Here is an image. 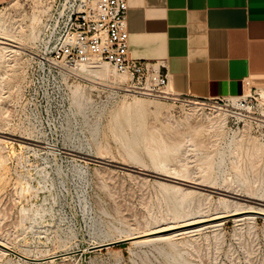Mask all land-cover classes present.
<instances>
[{"label": "rangeland", "instance_id": "374dc122", "mask_svg": "<svg viewBox=\"0 0 264 264\" xmlns=\"http://www.w3.org/2000/svg\"><path fill=\"white\" fill-rule=\"evenodd\" d=\"M40 1L0 7L16 29L0 39L21 47L0 63V264H264L263 215L176 248L95 247L233 202L264 211V99L243 117L159 89L151 72L120 82L96 65L43 64L53 42ZM194 115L214 121L180 133Z\"/></svg>", "mask_w": 264, "mask_h": 264}, {"label": "crops", "instance_id": "0c3cea01", "mask_svg": "<svg viewBox=\"0 0 264 264\" xmlns=\"http://www.w3.org/2000/svg\"><path fill=\"white\" fill-rule=\"evenodd\" d=\"M12 0H0V7ZM130 54L161 65L176 95L264 92V0H128Z\"/></svg>", "mask_w": 264, "mask_h": 264}, {"label": "built area", "instance_id": "2783aa9c", "mask_svg": "<svg viewBox=\"0 0 264 264\" xmlns=\"http://www.w3.org/2000/svg\"><path fill=\"white\" fill-rule=\"evenodd\" d=\"M41 1L44 4L40 10L45 30L43 39L49 37L53 42L51 49L41 58L43 64L65 63L76 67L106 62L133 78L151 72L156 87L168 86V76L162 73L160 64L141 62L130 54L128 0ZM258 98L264 99L262 90L241 97L207 101L244 117V112H250Z\"/></svg>", "mask_w": 264, "mask_h": 264}, {"label": "bare ground", "instance_id": "6f19581e", "mask_svg": "<svg viewBox=\"0 0 264 264\" xmlns=\"http://www.w3.org/2000/svg\"><path fill=\"white\" fill-rule=\"evenodd\" d=\"M35 20H36V18H35ZM6 22L7 21L4 20V17L0 13V32L4 33L6 35L8 34V36H10V37H15L16 35H14V33H15L14 30H16V29H14V27L12 29L11 26L9 24H7ZM18 33H19V31H18ZM22 34H23V32H22ZM0 44L9 45V46L2 45L0 47V63H2V60H8L9 58H11V56H13V55H11V52L16 51L14 48H16V47L21 48L18 45H15V44L8 42V41H3L1 39H0ZM5 53H9L8 58L6 57L7 55ZM87 67H90V66L85 65V64H79L76 67L73 66L70 68L72 70H77V72L78 71L91 72L92 70H88ZM94 68H96V70H93L92 72L97 73V74L104 73V75L111 74L115 77V79L117 78L120 82H126V81L132 80V76L130 74H127V73H123L125 75L116 76V74H115L116 71L117 72H119V71L115 67L114 68L116 71H114V70L110 71V68L106 65H97L96 64V66ZM165 93L169 94V92H165ZM195 104H200V103L197 102ZM213 119H214L213 116L212 117L207 116L206 120L200 119L198 116H195V115L191 116V118H189L190 123H189L188 128L186 129V131L180 132V133H183L184 135H190L193 133L194 134L202 133V132H204V130H207V127H208L207 124H205V123H211L212 121H214ZM254 150L259 151L260 147L256 145V146H254ZM233 204H235V207H233L231 210L214 211V213H212L210 215H197V216L194 215V216L184 218L183 220L177 221V222L176 221L175 222L170 221V223L164 224L161 226H157L156 228H153L148 232L131 235V236H128L126 238L116 239L113 241L117 242L120 240L131 239L132 242L135 244H145V243H150V242L162 241V242H168L173 248H176V245L178 244V242L182 241L186 237L192 238L195 235H197L198 233H200L201 231L209 229V228L217 230L229 219H231L237 223H242L244 220H247V219L248 220L255 219L257 217V215H263L264 216V211H262V210H255V209H252L249 207H244V205L237 203V202H233ZM105 244H98L95 247H99V246H102ZM108 244H110V243H108ZM7 248H8V246L6 245V243H4L2 240H0V249L6 252L5 249H7Z\"/></svg>", "mask_w": 264, "mask_h": 264}, {"label": "water", "instance_id": "95a60500", "mask_svg": "<svg viewBox=\"0 0 264 264\" xmlns=\"http://www.w3.org/2000/svg\"><path fill=\"white\" fill-rule=\"evenodd\" d=\"M127 241H130V240H122V241H118V242H113V243L106 244V245H102V246H99V247H106V246H111V245H117V244H120V243H125ZM21 258H24V256L23 257L21 256ZM24 259H26V258H24Z\"/></svg>", "mask_w": 264, "mask_h": 264}]
</instances>
